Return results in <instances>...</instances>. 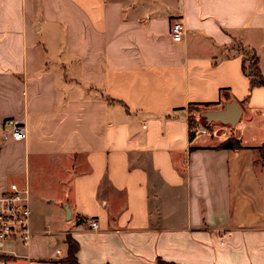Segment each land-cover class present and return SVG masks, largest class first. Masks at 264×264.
<instances>
[{"label":"crops","instance_id":"1","mask_svg":"<svg viewBox=\"0 0 264 264\" xmlns=\"http://www.w3.org/2000/svg\"><path fill=\"white\" fill-rule=\"evenodd\" d=\"M235 44L264 75V0H0V195L28 187L32 233L0 264H60L67 235L78 264H264V86ZM230 100L232 130L189 138Z\"/></svg>","mask_w":264,"mask_h":264},{"label":"built area","instance_id":"2","mask_svg":"<svg viewBox=\"0 0 264 264\" xmlns=\"http://www.w3.org/2000/svg\"><path fill=\"white\" fill-rule=\"evenodd\" d=\"M169 32L174 41H179L183 33V24L179 19L171 22ZM9 132L15 140L25 136L24 126L15 119L5 121ZM208 134V130H200ZM31 210L29 207V189L16 183L9 184L8 188L0 195V258L7 254L6 244L20 242L27 245L32 233L29 227ZM91 229L98 228V222L93 218L84 220Z\"/></svg>","mask_w":264,"mask_h":264},{"label":"trees","instance_id":"3","mask_svg":"<svg viewBox=\"0 0 264 264\" xmlns=\"http://www.w3.org/2000/svg\"><path fill=\"white\" fill-rule=\"evenodd\" d=\"M257 62V61H256ZM245 64V63H244ZM258 64V62H257ZM256 70V77H252L250 76L246 71H245V65L243 66V70L244 72L249 76V80H250V86L254 87V86H264V75H262L260 73V70L257 66ZM211 104H205L204 107H208ZM204 111V110H198L197 108L193 107L190 108V112H191V116L188 120V125H189V129H190V133H189V138H192L194 135V129L197 127V124L199 123V120L201 119V122L203 124H205L204 119L200 117V113ZM197 116V117H196ZM199 119V120H198ZM221 148H225V149H239L241 148L239 141L236 138H229L227 140H225L221 145ZM261 149H263V158H264V144L261 147ZM66 243H67V255L65 258L59 260L60 264H78L77 259H76V252L78 250V244L75 240H73L71 238V236L67 235L66 236ZM160 264H172V263H165L160 261Z\"/></svg>","mask_w":264,"mask_h":264},{"label":"water","instance_id":"4","mask_svg":"<svg viewBox=\"0 0 264 264\" xmlns=\"http://www.w3.org/2000/svg\"><path fill=\"white\" fill-rule=\"evenodd\" d=\"M241 116V109L236 101L230 100L226 102L222 108L207 109L200 113V117L204 119L207 124L220 123L234 127Z\"/></svg>","mask_w":264,"mask_h":264},{"label":"rangeland","instance_id":"5","mask_svg":"<svg viewBox=\"0 0 264 264\" xmlns=\"http://www.w3.org/2000/svg\"><path fill=\"white\" fill-rule=\"evenodd\" d=\"M234 47L236 48V50L238 51V52H240V53H242V55L244 56V60H245V71L250 75V76H254V77H256V70H258L257 69V66H258V64H257V58L255 57V55L252 53V52H250L249 50H246V49H243L242 47H239L238 45H234ZM253 77V78H254ZM255 79V78H254ZM198 110H204L203 108H197ZM210 109V108H209ZM197 117V116H196ZM199 120V119H198ZM199 123H201V119L199 120ZM198 123V124H199ZM197 124V127L199 128V125ZM211 126H218V127H220V124L219 123H211ZM201 130V129H200ZM219 130H221V131H227V130H232V127H230V126H223L221 129H219ZM36 217V219H39V220H41V222L43 221L42 220V218L40 219V218H38L37 216H35ZM34 217V218H35ZM38 220V221H39ZM46 221H48V222H52V221H54L55 222V220H54V218H48Z\"/></svg>","mask_w":264,"mask_h":264}]
</instances>
